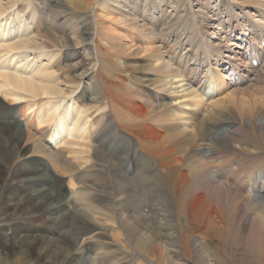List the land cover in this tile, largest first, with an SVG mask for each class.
Returning a JSON list of instances; mask_svg holds the SVG:
<instances>
[{"label":"bare ground","instance_id":"6f19581e","mask_svg":"<svg viewBox=\"0 0 264 264\" xmlns=\"http://www.w3.org/2000/svg\"><path fill=\"white\" fill-rule=\"evenodd\" d=\"M0 251L264 264V0H0Z\"/></svg>","mask_w":264,"mask_h":264},{"label":"rangeland","instance_id":"374dc122","mask_svg":"<svg viewBox=\"0 0 264 264\" xmlns=\"http://www.w3.org/2000/svg\"><path fill=\"white\" fill-rule=\"evenodd\" d=\"M254 64L256 65L257 63L256 62H254ZM150 166H148L147 168H148V170H151V168H149ZM132 170H133V168H132ZM154 170V169H153ZM151 175H152V178H151ZM155 177V178H154ZM158 177H159V174H158ZM158 177L156 178V175L155 174H149V176H148V179H147V181H149V182H146L145 181V183H142V184H139V186L143 189L146 185V187H148V188H150V190L147 188L146 189V191H145V196H144V198H143V203H144V205H147V206H149V204L152 202V200L154 199V198H157V196H158V198L157 199H160V202H162V198H163V202H164V204H163V202H162V205H164V207H166V208H169L170 206H171V204H170V201H168V197H167V195L164 197L162 194L163 193H165V191H164V188H163V185H161V184H159L158 183V181L156 180V179H158ZM154 180H156V181H154ZM172 180V179H171ZM148 183V184H147ZM144 184H145V186H144ZM158 184V185H157ZM67 185V187H68V184L67 183H65V186ZM138 185V184H137ZM160 190V191H157L156 192V190ZM153 192V193H152ZM149 199H150V201H149ZM138 201V200H137ZM135 202V205H140V203L142 202L141 200H139L138 202ZM146 202V203H145ZM168 202V203H167ZM169 204V205H168ZM166 214H168V213H166ZM170 214V213H169ZM168 214V215H169ZM170 217V216H169ZM214 241V242H213ZM218 240H217V238L216 239H214V240H209V243L211 244V246L212 247H214L215 248V246H216V242H217ZM226 245H225V247H227L228 246V244L227 243H225ZM0 255H2V252L0 251ZM243 255V256H242ZM241 255V259L240 258H238V259H236L237 260V262H240V264H241V261H243L242 263H244L245 261L247 262V258L245 257V255L244 254H242ZM243 257H245V258H243ZM243 258V259H242ZM246 259V260H245Z\"/></svg>","mask_w":264,"mask_h":264}]
</instances>
